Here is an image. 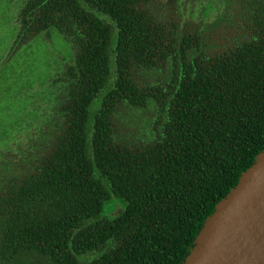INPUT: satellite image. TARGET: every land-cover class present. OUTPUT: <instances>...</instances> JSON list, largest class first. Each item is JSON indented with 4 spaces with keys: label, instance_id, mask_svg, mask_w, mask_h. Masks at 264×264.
Listing matches in <instances>:
<instances>
[{
    "label": "trees",
    "instance_id": "obj_1",
    "mask_svg": "<svg viewBox=\"0 0 264 264\" xmlns=\"http://www.w3.org/2000/svg\"><path fill=\"white\" fill-rule=\"evenodd\" d=\"M20 2L14 39L53 27L73 57L48 155L0 195V264H181L264 148V0H230L239 31L214 47L132 0Z\"/></svg>",
    "mask_w": 264,
    "mask_h": 264
},
{
    "label": "flooded vegetation",
    "instance_id": "obj_2",
    "mask_svg": "<svg viewBox=\"0 0 264 264\" xmlns=\"http://www.w3.org/2000/svg\"><path fill=\"white\" fill-rule=\"evenodd\" d=\"M132 3L145 18H150L157 34H161L162 29L171 36H180L183 32L189 36L194 34L197 28L198 37L207 44L211 43L210 47H214L212 42L214 38L221 37L220 44H222L229 37L228 33L231 30L232 34L239 31L235 16L229 9L230 0H137L134 2L132 0ZM21 5L20 2L17 10ZM7 23L14 26L15 18L8 20ZM47 32L49 28L41 27L33 33V38L38 35L44 37ZM61 34L69 42L72 55L73 46L65 35ZM16 35L17 32L10 37L9 52L0 55V59L2 58L0 75L2 66L9 63V57H15L14 53L33 39L31 37L21 41L14 39ZM56 57L57 61L48 63V76L31 89L37 95L35 100L32 97L31 106L27 110L24 109L27 115L23 122L16 127L12 122L2 128L0 195L9 193L10 188L7 187L15 185V179L24 177L29 170H35V167L45 159L60 131L61 122L65 119L63 110L65 105L63 99L67 88L65 78H68L67 66L72 64V60H64L58 53Z\"/></svg>",
    "mask_w": 264,
    "mask_h": 264
},
{
    "label": "water",
    "instance_id": "obj_3",
    "mask_svg": "<svg viewBox=\"0 0 264 264\" xmlns=\"http://www.w3.org/2000/svg\"><path fill=\"white\" fill-rule=\"evenodd\" d=\"M181 264H264V148L206 216Z\"/></svg>",
    "mask_w": 264,
    "mask_h": 264
},
{
    "label": "rangeland",
    "instance_id": "obj_4",
    "mask_svg": "<svg viewBox=\"0 0 264 264\" xmlns=\"http://www.w3.org/2000/svg\"><path fill=\"white\" fill-rule=\"evenodd\" d=\"M20 0H0V55L9 52L10 37L18 30L15 19V27L8 25V20L14 13ZM14 15V16H13ZM4 20V23H3ZM211 32V31H210ZM232 30L228 36H232ZM224 36V34H223ZM223 38V37H222ZM221 37H216L212 42L214 46L221 43ZM54 51V52H53ZM53 52V53H52ZM56 53L64 60H72L69 42L55 28L50 27L44 37L40 35L31 39L14 53L15 57H9V63L2 66L0 80V134L3 126L14 122L15 127L20 125L27 110L36 99L37 93L31 91L35 84H39L48 76V63L57 61ZM11 56V55H10ZM2 62V58L0 59ZM145 75V72L142 73ZM145 113L143 110L134 109L128 105H121L116 111V120L124 127H142Z\"/></svg>",
    "mask_w": 264,
    "mask_h": 264
}]
</instances>
